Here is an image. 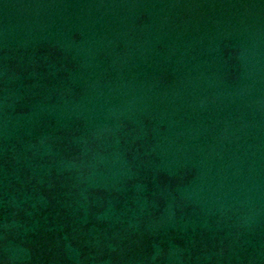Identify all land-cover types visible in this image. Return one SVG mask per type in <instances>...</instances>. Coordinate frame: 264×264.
<instances>
[{"label": "water", "instance_id": "obj_1", "mask_svg": "<svg viewBox=\"0 0 264 264\" xmlns=\"http://www.w3.org/2000/svg\"><path fill=\"white\" fill-rule=\"evenodd\" d=\"M0 264H264V0H0Z\"/></svg>", "mask_w": 264, "mask_h": 264}]
</instances>
